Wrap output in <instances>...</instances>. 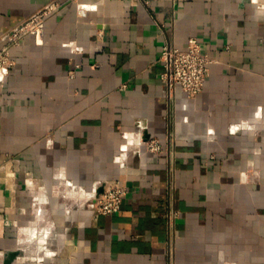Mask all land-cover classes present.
I'll use <instances>...</instances> for the list:
<instances>
[{"label":"crops","instance_id":"crops-1","mask_svg":"<svg viewBox=\"0 0 264 264\" xmlns=\"http://www.w3.org/2000/svg\"><path fill=\"white\" fill-rule=\"evenodd\" d=\"M52 1L42 38L10 44ZM191 37L210 75L169 97L163 47ZM4 48L0 264H264V0H0ZM169 132L173 176L146 150ZM112 182L122 207L98 214Z\"/></svg>","mask_w":264,"mask_h":264},{"label":"built area","instance_id":"built-area-1","mask_svg":"<svg viewBox=\"0 0 264 264\" xmlns=\"http://www.w3.org/2000/svg\"><path fill=\"white\" fill-rule=\"evenodd\" d=\"M71 2L80 3L83 0H69ZM133 3L144 2L149 4L150 0H131ZM60 2L52 1L46 4L42 9L23 21L9 35V42L13 45L20 44L26 34H32L36 40H40L44 33L45 20L48 16L58 11ZM161 61L164 67L161 73V80L167 88L168 96L171 97L176 86L181 87L189 98H194L202 92L205 82L210 75L209 55L202 50L201 43L196 37L188 40L186 49H179L171 43H167L163 47ZM13 60L9 57L8 50L4 48L0 52V70L9 68L13 65ZM166 147L161 139L150 138L146 141V150L151 153L167 152L170 164L169 170L173 176L175 167L173 159L175 151L172 148V133L167 136ZM167 148V149H166ZM127 193V187L119 182H112L106 186L103 193L97 198L96 211L101 215H111L120 211L123 199ZM180 212L174 206L172 200L165 210L167 225L171 231L176 224Z\"/></svg>","mask_w":264,"mask_h":264}]
</instances>
